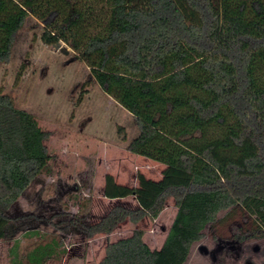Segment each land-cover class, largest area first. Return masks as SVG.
<instances>
[{"label": "trees", "instance_id": "1", "mask_svg": "<svg viewBox=\"0 0 264 264\" xmlns=\"http://www.w3.org/2000/svg\"><path fill=\"white\" fill-rule=\"evenodd\" d=\"M29 18L132 115L127 151L165 167L158 181L140 176L138 208L114 207L84 227L87 239L156 219L169 199L177 208L159 250L135 231L90 264H185L223 211L254 218L238 242L264 238V0H0V64ZM117 136L128 140L123 127ZM47 138L0 94V241L16 233L10 211L51 160Z\"/></svg>", "mask_w": 264, "mask_h": 264}, {"label": "rangeland", "instance_id": "2", "mask_svg": "<svg viewBox=\"0 0 264 264\" xmlns=\"http://www.w3.org/2000/svg\"><path fill=\"white\" fill-rule=\"evenodd\" d=\"M42 33L37 20L29 18L10 61L0 64V94L36 118L48 134L51 157L10 211L18 228L0 241V264L99 263L108 243L135 231L159 250L177 213L173 199L156 219L126 221L110 236L87 239L84 227L114 207L138 208L140 176L158 181L165 167L127 151L138 135L132 115L105 95L67 45L47 46ZM119 127L127 132L126 142L117 136ZM218 220L192 244L185 264H264V238L238 242L235 236L253 230L254 218L235 210L219 213Z\"/></svg>", "mask_w": 264, "mask_h": 264}, {"label": "water", "instance_id": "3", "mask_svg": "<svg viewBox=\"0 0 264 264\" xmlns=\"http://www.w3.org/2000/svg\"><path fill=\"white\" fill-rule=\"evenodd\" d=\"M57 45H60V44H57Z\"/></svg>", "mask_w": 264, "mask_h": 264}]
</instances>
